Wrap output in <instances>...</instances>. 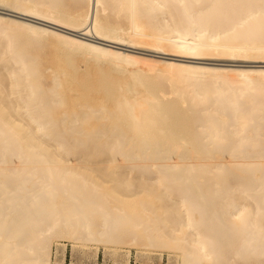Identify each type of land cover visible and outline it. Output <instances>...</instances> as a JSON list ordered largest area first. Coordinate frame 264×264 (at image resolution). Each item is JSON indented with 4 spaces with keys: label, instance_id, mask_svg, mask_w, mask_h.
Masks as SVG:
<instances>
[{
    "label": "bare ground",
    "instance_id": "bare-ground-1",
    "mask_svg": "<svg viewBox=\"0 0 264 264\" xmlns=\"http://www.w3.org/2000/svg\"><path fill=\"white\" fill-rule=\"evenodd\" d=\"M221 62L264 65V0H0V264H264V66Z\"/></svg>",
    "mask_w": 264,
    "mask_h": 264
},
{
    "label": "rangeland",
    "instance_id": "rangeland-1",
    "mask_svg": "<svg viewBox=\"0 0 264 264\" xmlns=\"http://www.w3.org/2000/svg\"><path fill=\"white\" fill-rule=\"evenodd\" d=\"M17 17H19V16H17ZM125 50L135 52V53L137 52L138 54H143L146 56H152V57L154 56V57L162 58L165 60L170 59V56L155 54V53L147 52L144 50H132V49H125ZM176 60L181 61L182 59L178 58ZM186 61L192 62L189 60H186ZM193 62H196L199 64H219V63L210 62V61H193ZM5 63H7V62H3L1 64H5ZM220 64L221 65H228L231 67L264 66L262 64H245V63L243 64V63H239V62H236V63L232 62V63H228V64L221 62ZM43 65L45 67L52 66L51 64H49L47 58L43 61ZM2 66L3 65H0V68ZM81 69L83 70V67ZM1 72H0V74H1ZM44 73H45V76L46 75L52 76L51 71L46 70ZM2 74L6 75V72H4ZM2 76L4 77V75H2ZM64 244H65V248L63 249L62 245H64ZM87 248L86 249L77 248V249H75V251H73L72 250V243L61 242V246H57V245L53 246V255H52L53 264H127V261L129 262V264H169L171 261H172L171 264H175L174 263L175 257L174 256L170 257L167 252L162 253L160 256V253H158V255L153 254V253L150 254V253L141 252L135 248H132V249H129L130 255L127 256L126 250H123L122 253L120 251V252L114 254L113 252L106 250L103 246H99V248H96V246H93V247L90 246ZM55 253H56V255H55ZM146 253L148 255H146ZM169 258H171V260ZM247 264H249V263H247Z\"/></svg>",
    "mask_w": 264,
    "mask_h": 264
},
{
    "label": "water",
    "instance_id": "water-1",
    "mask_svg": "<svg viewBox=\"0 0 264 264\" xmlns=\"http://www.w3.org/2000/svg\"><path fill=\"white\" fill-rule=\"evenodd\" d=\"M22 18H24V19H28V20H32L33 21V19H31V18H28V17H24V16H21ZM38 23H42V24H45L44 22H41V21H37Z\"/></svg>",
    "mask_w": 264,
    "mask_h": 264
}]
</instances>
